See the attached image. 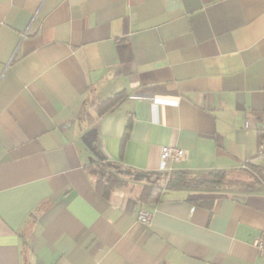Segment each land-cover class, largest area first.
Returning <instances> with one entry per match:
<instances>
[{"label": "crops", "instance_id": "obj_1", "mask_svg": "<svg viewBox=\"0 0 264 264\" xmlns=\"http://www.w3.org/2000/svg\"><path fill=\"white\" fill-rule=\"evenodd\" d=\"M261 128L264 0H0V264H264ZM163 145L225 184L98 189L94 163L157 173Z\"/></svg>", "mask_w": 264, "mask_h": 264}, {"label": "trees", "instance_id": "obj_2", "mask_svg": "<svg viewBox=\"0 0 264 264\" xmlns=\"http://www.w3.org/2000/svg\"><path fill=\"white\" fill-rule=\"evenodd\" d=\"M114 98L110 97L107 100L102 101L99 104L100 108V114H103L106 112L111 105H113ZM260 136L264 137V129H260L259 131ZM261 150V149H260ZM264 154V150H263ZM105 160V159H104ZM98 164L93 166V172L97 176V187L98 189L104 194L109 195L112 192V189L114 186H116L119 182V173L122 171H129V175L134 176L136 173H139L137 171L131 170V169H124L120 165L112 164L108 160L107 161H100L97 162ZM250 168L254 173H256L258 176H261V178L264 179V158L263 160H260L259 162H251L249 164ZM146 173L150 175V182L144 187L141 198L145 200L150 199H157L160 195V190L162 189V186L157 183L158 180L153 179V177H156L154 175L160 174L165 175L167 177L166 185L172 188H177L180 186H186L189 183H193L195 181V184H204L206 186H215V185H224L225 184V178L227 175L226 170H212L209 171L205 176L197 177V178H191L189 177L188 173L183 170L175 171L173 173L160 171V172H141Z\"/></svg>", "mask_w": 264, "mask_h": 264}, {"label": "built area", "instance_id": "obj_3", "mask_svg": "<svg viewBox=\"0 0 264 264\" xmlns=\"http://www.w3.org/2000/svg\"><path fill=\"white\" fill-rule=\"evenodd\" d=\"M260 158H264L263 147L260 150ZM188 157V151L184 148L174 145H163L161 148V169L166 172H171L174 169V164L185 160ZM152 220V213L148 210H140L138 221L144 224H149ZM256 245L263 250L264 240L259 238Z\"/></svg>", "mask_w": 264, "mask_h": 264}, {"label": "water", "instance_id": "obj_4", "mask_svg": "<svg viewBox=\"0 0 264 264\" xmlns=\"http://www.w3.org/2000/svg\"><path fill=\"white\" fill-rule=\"evenodd\" d=\"M83 140L84 142L86 143V145L91 149L93 150L96 154L97 151H96V148H95V145H94V141H95V129H92L90 131H88L85 136L83 137ZM263 150H264V139H263ZM127 173H129V171H127ZM141 177H146L148 179H150V175L149 174H146V173H136L134 175V179H140Z\"/></svg>", "mask_w": 264, "mask_h": 264}, {"label": "rangeland", "instance_id": "obj_5", "mask_svg": "<svg viewBox=\"0 0 264 264\" xmlns=\"http://www.w3.org/2000/svg\"><path fill=\"white\" fill-rule=\"evenodd\" d=\"M231 175H232V177H233L234 179L237 178V177H240V175H239V174H236V173H232ZM154 176H156V177H153V179H155V178H157V177L165 178V175H164V174H163V175L156 174V175H154ZM142 179H143V178H142ZM143 180H144V179H143ZM155 180H158V178L155 179Z\"/></svg>", "mask_w": 264, "mask_h": 264}]
</instances>
